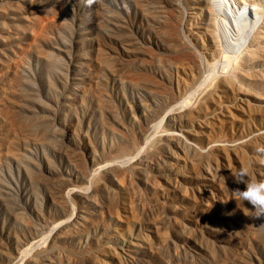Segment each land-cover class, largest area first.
<instances>
[{
	"label": "rangeland",
	"instance_id": "374dc122",
	"mask_svg": "<svg viewBox=\"0 0 264 264\" xmlns=\"http://www.w3.org/2000/svg\"><path fill=\"white\" fill-rule=\"evenodd\" d=\"M197 1L0 0V264H264V14L221 54Z\"/></svg>",
	"mask_w": 264,
	"mask_h": 264
},
{
	"label": "bare ground",
	"instance_id": "6f19581e",
	"mask_svg": "<svg viewBox=\"0 0 264 264\" xmlns=\"http://www.w3.org/2000/svg\"><path fill=\"white\" fill-rule=\"evenodd\" d=\"M198 1L201 5L202 4L204 5V8L202 7V9H204L203 11H205V13H206V14L205 13L204 14L208 16V20H209L208 23L209 24L206 28V30H207L206 32L208 33L207 34L208 39H210L212 41H215L217 39L216 41L218 44L219 43L218 38H219L221 46H219V44H218V47L217 46H215V47H217V48L222 47V50H221L222 53L221 54H224L223 52L232 53V52H235L240 47H242L246 43V39L249 40V36L251 35V31L255 28L254 26H257L256 24H258L257 23L258 19H260V17H262L264 14V0H233V6L227 0H198ZM198 1H197V3H198ZM196 9H197V7H196ZM198 9H200V8H198ZM206 18L207 17H205V19ZM204 23H205V20H204V22H202V24H204ZM202 27H203V25H202ZM260 27H262V26H260ZM257 30H258V28H257ZM259 30H260V28H259ZM262 32H259V33H262ZM253 33H255V31ZM259 33L257 32V35ZM255 34H252V35H254L253 37H256ZM262 35L260 36V34H259L258 37L259 36L262 37ZM258 37H256V38H258ZM216 41H215V43H216ZM251 41L252 40H250V46H251ZM215 43H214V45H215ZM219 54H220V51H219ZM223 57H225V56H223ZM227 71H228V69H227ZM224 74L226 75V74H228V72H225ZM182 107H184V106H182V104L179 105L177 108L178 109L177 112L168 111L167 116L177 118L179 120H184V121L189 120V118L192 117L191 112L189 113L187 111H183ZM164 136L165 137L163 139V143H166V144L173 143V144H175L178 147L183 148V149H185V148L191 149L192 148V145L189 144L187 141H185L184 138L176 132L165 131ZM138 172L142 173V174L146 173L145 169L143 171L141 167L138 169ZM30 250L31 249L29 247L24 249V251L22 252L21 258L23 259V257L27 256L28 253L31 252Z\"/></svg>",
	"mask_w": 264,
	"mask_h": 264
},
{
	"label": "clouds",
	"instance_id": "9594fccd",
	"mask_svg": "<svg viewBox=\"0 0 264 264\" xmlns=\"http://www.w3.org/2000/svg\"><path fill=\"white\" fill-rule=\"evenodd\" d=\"M232 176L237 184L242 183L245 185L244 190L236 189L232 191L233 196L252 206V210L246 208L247 212L252 214V218H264V181L256 183L248 181L246 169H240ZM241 210L245 211V209Z\"/></svg>",
	"mask_w": 264,
	"mask_h": 264
}]
</instances>
